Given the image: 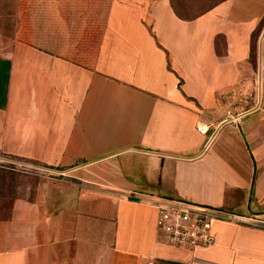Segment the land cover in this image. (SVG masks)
Instances as JSON below:
<instances>
[{"label":"crops","instance_id":"0c3cea01","mask_svg":"<svg viewBox=\"0 0 264 264\" xmlns=\"http://www.w3.org/2000/svg\"><path fill=\"white\" fill-rule=\"evenodd\" d=\"M26 4L0 54V264H264V0ZM162 199L236 219L172 247Z\"/></svg>","mask_w":264,"mask_h":264},{"label":"built area","instance_id":"2783aa9c","mask_svg":"<svg viewBox=\"0 0 264 264\" xmlns=\"http://www.w3.org/2000/svg\"><path fill=\"white\" fill-rule=\"evenodd\" d=\"M202 134L207 129L200 128ZM236 218L222 210L197 206L178 200H160L157 228L163 240L172 247H198L214 242L215 221H234Z\"/></svg>","mask_w":264,"mask_h":264},{"label":"rangeland","instance_id":"374dc122","mask_svg":"<svg viewBox=\"0 0 264 264\" xmlns=\"http://www.w3.org/2000/svg\"><path fill=\"white\" fill-rule=\"evenodd\" d=\"M30 0H0V54L7 53L11 50L19 38L24 22H26L27 4ZM34 1V0H32ZM178 9L184 15L196 16L206 11L220 0H174ZM26 24V23H25ZM264 31V21L255 36V53L257 50L258 40ZM9 208H0L5 210L6 214ZM1 213V212H0Z\"/></svg>","mask_w":264,"mask_h":264},{"label":"water","instance_id":"95a60500","mask_svg":"<svg viewBox=\"0 0 264 264\" xmlns=\"http://www.w3.org/2000/svg\"><path fill=\"white\" fill-rule=\"evenodd\" d=\"M263 43H264V31L262 32L260 40H259V56H260V60H261V57H262ZM0 160L14 162L12 160H6V159H3V158H0Z\"/></svg>","mask_w":264,"mask_h":264},{"label":"trees","instance_id":"16d2710c","mask_svg":"<svg viewBox=\"0 0 264 264\" xmlns=\"http://www.w3.org/2000/svg\"><path fill=\"white\" fill-rule=\"evenodd\" d=\"M220 1H222V0H220ZM219 1V2H220ZM174 5H175V7L178 9V5L175 3V1H174ZM178 11H179V9H178ZM203 13V12H202ZM201 14V13H200ZM258 33V31L254 34V39H255V36H256V34ZM255 47V46H254Z\"/></svg>","mask_w":264,"mask_h":264}]
</instances>
